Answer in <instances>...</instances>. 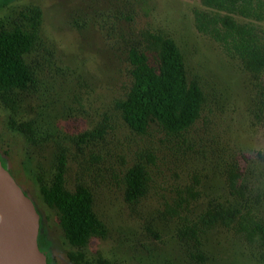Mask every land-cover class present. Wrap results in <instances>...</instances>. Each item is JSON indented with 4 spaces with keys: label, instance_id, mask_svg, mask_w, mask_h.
<instances>
[{
    "label": "rangeland",
    "instance_id": "374dc122",
    "mask_svg": "<svg viewBox=\"0 0 264 264\" xmlns=\"http://www.w3.org/2000/svg\"><path fill=\"white\" fill-rule=\"evenodd\" d=\"M257 6L261 19L231 16L264 45V0ZM35 10L36 42L25 57L34 81L17 92L16 114L0 103V158L37 209L47 264H81L69 257L77 252L93 264H264V248L243 234L252 220L264 223V68L250 70L225 40L213 19L226 13L203 0H0L8 29L33 31ZM154 36L174 40L206 96L182 136L156 123L135 133L115 106L131 86L130 48L148 50ZM11 120L31 123L35 142ZM61 153L65 187L84 185L105 227L82 249L41 194ZM137 164L150 187L130 202L123 176ZM233 172L243 196L231 187Z\"/></svg>",
    "mask_w": 264,
    "mask_h": 264
},
{
    "label": "trees",
    "instance_id": "16d2710c",
    "mask_svg": "<svg viewBox=\"0 0 264 264\" xmlns=\"http://www.w3.org/2000/svg\"><path fill=\"white\" fill-rule=\"evenodd\" d=\"M258 0H203L205 6L225 12L226 15L213 19L225 28V40L231 39L234 49L240 54L247 67L259 72L264 68V45L244 25H239L232 14L261 19V7H254ZM41 12L34 11L31 17L33 31L21 26L8 29L0 19V103L17 113L16 94L34 81V72L26 63L36 42V28ZM152 48L143 50L130 48L128 61L131 65V86L125 97L116 102L125 124L135 133L145 134L152 123H156L168 135L182 136L200 117L206 103L205 93L196 79H189L186 62L178 45L170 37L154 36ZM11 128L35 142L31 123ZM66 158L61 153L57 170L49 185H42L44 203L59 214V223L64 236L73 247L82 249L92 235H103L105 227L93 210L92 196L84 185L74 191L65 187ZM231 187L237 189V173L231 174ZM38 181L42 182L41 178ZM125 196L130 202H137L146 196L150 187V176L145 166L137 164L126 170L123 176ZM210 221L218 219L221 211L208 212ZM249 215V212L246 214ZM244 236L251 244L264 248V223L251 221ZM69 257L81 264H93L85 260L82 252L70 253ZM264 259V254L262 256Z\"/></svg>",
    "mask_w": 264,
    "mask_h": 264
},
{
    "label": "water",
    "instance_id": "95a60500",
    "mask_svg": "<svg viewBox=\"0 0 264 264\" xmlns=\"http://www.w3.org/2000/svg\"><path fill=\"white\" fill-rule=\"evenodd\" d=\"M40 216L0 158V264H47L38 247Z\"/></svg>",
    "mask_w": 264,
    "mask_h": 264
}]
</instances>
